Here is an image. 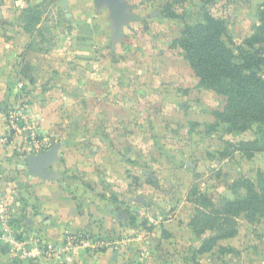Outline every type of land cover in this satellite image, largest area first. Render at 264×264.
<instances>
[{
  "label": "rangeland",
  "instance_id": "rangeland-1",
  "mask_svg": "<svg viewBox=\"0 0 264 264\" xmlns=\"http://www.w3.org/2000/svg\"><path fill=\"white\" fill-rule=\"evenodd\" d=\"M62 1L0 0V34L7 36L6 43L16 33L27 41L16 57L10 56L15 59L7 58L18 84L16 105L29 103L37 81L28 52L66 47V35H75L85 50L76 82L94 85L99 62L101 85L119 87L112 132L109 118L92 125L89 119L87 124L70 122L78 128H73L67 148L76 154L61 158L59 151L61 163L56 164L70 204L90 209L94 199L111 203L114 218L126 227L114 233L105 228L102 235H126V251L117 252L123 254L122 264H264V215L251 220L241 214L237 234L217 241L212 238L219 232L209 225L200 230L193 225L197 216L202 223L210 221L215 205L222 208L226 199L244 196L246 180L258 183L264 172V125L222 121L226 98L204 86L179 44L186 25L204 22L210 14L225 22L226 41L234 49H250L246 41L256 34L263 39L256 47L264 50V0H126L131 18L120 34H115L108 4L74 0L81 8L74 26ZM69 74L71 79L76 75ZM16 105L4 108V114ZM240 142L245 150L237 151ZM107 149L110 155L103 154ZM4 158L0 262L33 264V256L24 252L35 243L51 244L33 233L28 222L35 212L31 198L17 191L20 171ZM24 183L25 194L29 184Z\"/></svg>",
  "mask_w": 264,
  "mask_h": 264
},
{
  "label": "crops",
  "instance_id": "crops-1",
  "mask_svg": "<svg viewBox=\"0 0 264 264\" xmlns=\"http://www.w3.org/2000/svg\"><path fill=\"white\" fill-rule=\"evenodd\" d=\"M65 1L68 4L67 8L69 7V10H66L67 20L73 21L72 24L76 26L74 20L77 19L76 15L81 8L74 0ZM64 38L68 39L65 41L67 46L61 47L59 50L53 48L47 52L46 48L33 47V51L28 52V58L33 56V67L37 70L38 75L37 81L33 84L30 101L24 104L29 113L37 118L41 133L44 139L51 143V146L53 145L52 140L62 141L61 158L62 155L65 156L69 153L76 154L75 151L67 148L71 132L74 133L73 128H78L70 126V122L76 121L87 124L89 119L88 124L92 125L95 121L99 122L100 119L109 118L108 131L112 132L110 120L112 108L114 113L118 103L116 91L118 86L101 85L102 74L100 66H98L99 62H97L94 85H82L75 81L78 80L79 70L82 69L81 66L85 62V57L82 56L85 54V50L76 43L78 39L75 35H66ZM6 41L7 36L0 34V137L6 131L3 109L16 105L17 100L15 99L19 95L18 84L13 77V65L7 63V58L14 54L16 57V54L19 53L18 50H23L21 47L27 42L22 33L14 34L11 37V43H6ZM49 59L52 60V63ZM72 60L74 63L70 64ZM70 66L75 67L76 70H69ZM69 73L76 74L74 80L70 78ZM106 109L108 114L103 111ZM99 153H102L101 149ZM30 154L20 147L17 149L0 147V160H4L6 155L5 161L16 163V170L20 171L16 185L17 191L22 196L27 195L28 198H31V206L35 212L28 222L33 228V233L38 234L39 239L37 240L40 241L41 239L45 244L53 245L57 242H63L68 233L93 232V234L102 235L105 228L111 229L114 233V230H122L126 227L122 226L121 218H118L119 221L114 218L111 203L106 204L100 199H94L92 205H88L90 209H87L85 205L80 209L72 206L68 199L70 195L63 184V171L56 167V164L61 163L60 160L58 159L59 161L57 160L58 162L56 161L51 166L58 173V176L45 180L29 173L25 158H28ZM103 154L110 155L111 153L107 149V152ZM24 182L29 184L25 194L22 193ZM115 239H119L121 243L119 250L109 249L95 253L90 249H79L69 254L61 252L58 255H39L36 253L33 256V264H122L125 262L123 261V254L117 255V252L126 251L129 242L126 235L125 238L118 237ZM0 264L2 263L0 262Z\"/></svg>",
  "mask_w": 264,
  "mask_h": 264
},
{
  "label": "trees",
  "instance_id": "trees-1",
  "mask_svg": "<svg viewBox=\"0 0 264 264\" xmlns=\"http://www.w3.org/2000/svg\"><path fill=\"white\" fill-rule=\"evenodd\" d=\"M261 15L264 18V11ZM227 34L225 22L209 14L204 22L186 25L179 44L204 86L226 98L222 121L236 125L244 120L264 125V73H261L264 50L256 47L263 39L255 34L246 41L250 49H234L232 43L226 41ZM243 145L244 142H240L236 150H245ZM257 179V184L250 179L245 181L243 187L247 193L244 196L226 199L222 208L215 205L210 221L202 223L197 216L193 225L200 230L207 224L219 232L218 236H213L214 241L234 237L237 234L236 219L241 214L251 220L257 214L264 215V172L261 171Z\"/></svg>",
  "mask_w": 264,
  "mask_h": 264
},
{
  "label": "built area",
  "instance_id": "built-area-1",
  "mask_svg": "<svg viewBox=\"0 0 264 264\" xmlns=\"http://www.w3.org/2000/svg\"><path fill=\"white\" fill-rule=\"evenodd\" d=\"M6 131L0 137V147L13 149L23 148L31 154L38 155L51 147L44 139L37 118L32 116L26 105L19 104L5 112ZM1 200V192H0ZM3 209L2 203H0ZM119 239L96 235L90 232L68 233L62 244L41 247L35 243L33 249L25 251V256L51 255L63 252L69 254L79 249H90L92 252L119 250Z\"/></svg>",
  "mask_w": 264,
  "mask_h": 264
},
{
  "label": "water",
  "instance_id": "water-1",
  "mask_svg": "<svg viewBox=\"0 0 264 264\" xmlns=\"http://www.w3.org/2000/svg\"><path fill=\"white\" fill-rule=\"evenodd\" d=\"M99 6L108 4L111 9V17L115 22V34H120L122 26L130 18L131 15L127 13L129 4L126 0H96ZM66 1H62V5H65ZM62 147L61 142H54L51 148L44 151L41 154H30L27 158L26 165L29 173L33 176L41 177L43 179H50L57 177L58 173L51 167L59 159V151Z\"/></svg>",
  "mask_w": 264,
  "mask_h": 264
}]
</instances>
